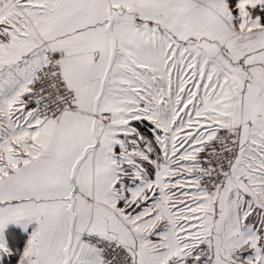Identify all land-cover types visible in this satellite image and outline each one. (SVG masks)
<instances>
[{
    "label": "snow or ice",
    "instance_id": "1",
    "mask_svg": "<svg viewBox=\"0 0 264 264\" xmlns=\"http://www.w3.org/2000/svg\"><path fill=\"white\" fill-rule=\"evenodd\" d=\"M0 264H264V0H0Z\"/></svg>",
    "mask_w": 264,
    "mask_h": 264
},
{
    "label": "crops",
    "instance_id": "2",
    "mask_svg": "<svg viewBox=\"0 0 264 264\" xmlns=\"http://www.w3.org/2000/svg\"><path fill=\"white\" fill-rule=\"evenodd\" d=\"M14 226H15V225H10L9 228H12V227H14Z\"/></svg>",
    "mask_w": 264,
    "mask_h": 264
}]
</instances>
